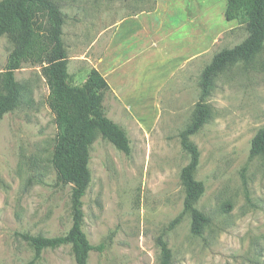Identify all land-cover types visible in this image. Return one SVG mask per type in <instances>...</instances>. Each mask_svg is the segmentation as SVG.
Listing matches in <instances>:
<instances>
[{
	"label": "rangeland",
	"instance_id": "1",
	"mask_svg": "<svg viewBox=\"0 0 264 264\" xmlns=\"http://www.w3.org/2000/svg\"><path fill=\"white\" fill-rule=\"evenodd\" d=\"M52 1L64 18L70 82L81 85L96 63L102 67L110 85L104 113L130 143L126 155L97 133L89 148L83 232L105 249L91 251L87 264H159V236L172 264H264V160L249 156L264 127V49L215 78L210 119L190 138L200 152L194 176L204 185L195 207L209 223L194 236L186 214L168 230L183 209L180 172L190 158L179 135L199 99L201 73L248 35L226 21L227 0ZM12 48L0 37V72ZM15 79L30 86L33 105L0 122V264H75L70 246L32 262L20 237L68 232L71 185H59L51 166L56 127L40 67L23 64Z\"/></svg>",
	"mask_w": 264,
	"mask_h": 264
},
{
	"label": "trees",
	"instance_id": "2",
	"mask_svg": "<svg viewBox=\"0 0 264 264\" xmlns=\"http://www.w3.org/2000/svg\"><path fill=\"white\" fill-rule=\"evenodd\" d=\"M224 17L245 26L247 38L232 48L216 53L201 73L200 95L189 125L180 133V143L189 154V163L181 169L184 189L182 213L168 225L176 227L183 215L191 219V233L201 236L209 223L195 204L204 193V185L195 179L200 152L190 138L210 119L208 99L215 78L238 62L248 64L264 49V0H227ZM64 18L52 0H1L0 37L13 45L5 68L0 72V122L3 116L22 106H32V90L27 83H18L15 72L23 64L40 67L49 90L47 105L54 116L56 136L51 166L59 185H71L70 212L72 225L63 236L44 237L21 234L34 252L37 262L46 250L70 246L75 264H87L91 251L102 252L104 244L92 246L83 232L82 199L90 184L89 148L99 133L118 151L128 155L130 143L125 131L106 117L103 99L110 91L105 78L91 68L81 85H73L68 73V57L62 40ZM250 158L264 160V127L251 140ZM160 251L159 264H172V253L162 236L156 239Z\"/></svg>",
	"mask_w": 264,
	"mask_h": 264
},
{
	"label": "crops",
	"instance_id": "3",
	"mask_svg": "<svg viewBox=\"0 0 264 264\" xmlns=\"http://www.w3.org/2000/svg\"><path fill=\"white\" fill-rule=\"evenodd\" d=\"M97 61H100L101 62V60L102 59H100L99 57L98 58H95ZM102 67L100 66L99 67V65L96 63V65H95V69L105 78V76H104V74L101 72V69ZM105 80H106V78H105ZM107 81V80H106ZM108 83V82H107ZM109 84V83H108ZM109 87H110V85H109ZM116 95L118 96V98L123 102V103H125V101L121 98V96L119 95V94H117L116 93Z\"/></svg>",
	"mask_w": 264,
	"mask_h": 264
},
{
	"label": "bare ground",
	"instance_id": "4",
	"mask_svg": "<svg viewBox=\"0 0 264 264\" xmlns=\"http://www.w3.org/2000/svg\"><path fill=\"white\" fill-rule=\"evenodd\" d=\"M151 111V110H150ZM149 117V116H148ZM156 120V119H155Z\"/></svg>",
	"mask_w": 264,
	"mask_h": 264
}]
</instances>
